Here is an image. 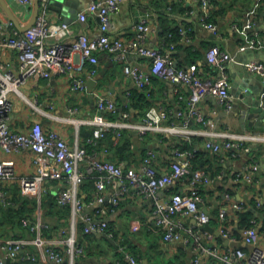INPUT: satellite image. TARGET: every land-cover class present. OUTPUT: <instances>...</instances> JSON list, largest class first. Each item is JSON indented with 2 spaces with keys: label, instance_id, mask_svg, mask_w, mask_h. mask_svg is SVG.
Returning <instances> with one entry per match:
<instances>
[{
  "label": "crops",
  "instance_id": "obj_1",
  "mask_svg": "<svg viewBox=\"0 0 264 264\" xmlns=\"http://www.w3.org/2000/svg\"><path fill=\"white\" fill-rule=\"evenodd\" d=\"M4 1L8 9L0 1V20L11 18L7 11L9 10L21 25L26 26L32 21L35 0L30 7L15 0ZM89 3L90 0L49 1L48 18L54 22L67 21L73 29V33L66 37L67 41H73L81 32H86L89 36H95L99 32L100 21L97 15L88 12L86 20L79 18V13L87 11ZM217 4V9L222 11L215 15V33L203 23L202 5L195 0H120L118 9L112 15L110 33L112 37L125 42L128 48L126 56L120 58L115 53H98L97 71L92 76L88 74L93 64L85 62L82 69L75 66L70 74L85 75L84 91L72 90L71 77L67 74H57L50 79H27L21 85L20 93L12 92L15 107L10 126L12 130H26L34 122L40 121L45 128L60 131L72 146H84L88 148L89 153L122 163L125 167L140 166L147 151L153 149L157 152L154 165L158 173L171 170V163L176 159L175 143L183 140L190 132L192 137H195L194 142L204 151L197 157V167L204 166L213 173H224L222 179L200 188L203 196L200 208L211 216V225L218 229L221 223L219 211L222 207H227V225L234 232L238 231L235 241L217 239L224 251L231 247H250L243 240L244 227L239 226L237 210H249L253 213V220L257 221L264 241V192L261 185L264 177V153L256 160L258 165L254 168L249 166L253 163L250 161L252 156L245 150H240L234 155L225 147L220 151L206 149L203 142L209 133L187 111L190 95V87L187 84L153 76L148 89L140 90L136 80L125 72L126 65L138 67L146 73L150 72L152 60L141 55L136 47L129 45L136 39L135 24L143 18L148 19L154 30L137 39L140 45L151 46L171 55L179 67H187L192 62H197L205 78L219 74L218 70L205 60L208 48L214 43L219 44L233 56L228 64V74L236 99L234 110L229 115L223 114L216 97L209 95L203 100V111L215 122V126L208 128L218 132L214 139L220 142L232 137L234 140L243 139L248 145L252 143L263 146L264 149L263 74L243 68L245 61L251 58L249 55H253L248 50L264 52V0H217ZM181 29L187 31L183 34ZM172 30L178 31L177 36L171 34ZM198 53L202 54V57H196ZM0 60L7 68L19 70V59L15 50L2 49ZM255 60L258 58L255 57ZM91 80L94 82L91 83ZM136 92L142 96H134ZM103 98L113 99L117 110L100 109L98 102ZM128 102L130 116L124 118L123 106ZM153 105L166 108L169 112V117L163 121L160 129L141 132L135 126H120L123 121L142 124L146 112ZM179 111L183 112L182 115H178ZM183 119L189 120V130L179 127ZM92 120L112 122L107 128V135L100 139L99 146L94 143L99 125ZM173 122L178 128L176 132L169 128ZM119 127H122L123 137L119 144H115L113 140ZM191 147L193 145L190 144L187 148L192 149ZM3 156L5 159L14 160L16 172L14 179L3 182L10 204L17 208L22 200H25L29 207L28 214H31L28 218L32 219L31 221L41 218L49 225L43 232L44 238L60 240L70 236L73 227L76 228L77 240L85 245V252L75 259L74 264H130L128 253L137 256L139 264H194L192 260L198 255L195 246L184 245L181 241H166L157 228L154 213L156 198L167 200L176 191H189L190 177L173 181L161 189L156 197L142 195L137 189L131 188L120 206L108 217L110 232L86 234L81 221L78 219L74 223L72 212L62 207L65 206L60 202V191L65 184L63 180L45 179L42 181L40 196L25 195L21 192L20 179L35 172L33 152L30 149H21L3 152ZM245 172L257 181L246 180ZM239 174L241 178L236 180ZM92 177L95 175L89 174L79 189L80 196L86 203H90L96 196L97 181L89 180ZM118 187L119 181H108L106 192L110 194ZM43 198L46 207L43 206ZM238 202L243 205L240 209L234 207ZM95 206L96 204H91L88 210L92 211ZM184 222L193 226L196 219L193 216L186 217ZM35 236L36 233L28 225L10 222L5 217L0 221V239L31 240ZM37 250L34 243L27 241L18 256L7 259L5 264H40V261L26 256L30 252L37 253ZM66 264H71L69 257H66ZM202 264L221 263L215 257L205 256Z\"/></svg>",
  "mask_w": 264,
  "mask_h": 264
},
{
  "label": "built area",
  "instance_id": "obj_2",
  "mask_svg": "<svg viewBox=\"0 0 264 264\" xmlns=\"http://www.w3.org/2000/svg\"><path fill=\"white\" fill-rule=\"evenodd\" d=\"M15 1L26 7L34 4V0ZM49 1L40 0L38 16L33 25L26 30L19 29L11 19L0 20V52L2 49L15 50L19 59L18 71L7 68L0 60V219L2 208L10 204L3 182L16 177L14 160L5 159L3 152L21 149H30L33 152L35 172L31 176H22L20 179L21 192L25 195L40 196L42 181L45 179L63 180L65 184L60 191V202L70 206L74 223L79 219L86 234L107 230L110 213L120 206L122 199L131 188L137 189L142 195L156 197L161 189L173 181L190 176L189 191H176L167 200L156 198L154 212L156 225L162 232L163 238L166 241H181L184 245L193 244L198 252L192 260L194 264H202L205 256L215 257L221 264H264V241L257 225L243 229V240L250 246L248 249L231 247L223 251L220 248L217 240L219 236L222 239L236 240L235 232L227 225V207H222L219 211L221 223L218 234L201 229L202 225L211 223V216L200 208V203L203 202L200 188L222 179L224 173H213L206 167H193L192 159L197 146L192 149L185 146L192 144L190 132L184 136L182 143L175 145L176 159L171 163V170L158 173L154 165L157 152L153 149L147 151L140 166L125 167L122 163L89 153L88 148L84 146H72L60 131L47 129L40 121L34 122L26 130L11 129L10 119L15 107L12 92L20 93V87L27 79H50L57 74H67L71 77V89L84 91L86 89L85 75L71 76L70 74L75 66H80L79 69H82L85 62L93 64L88 74L92 76L97 71L98 53L110 52L124 58L128 51L125 42L120 38L112 37L110 33L112 15L118 9L120 0H90L87 11H81L79 18L86 20L88 12L97 15L100 21L99 32L95 36L81 32L73 41L66 40V37L73 33L67 21L54 22L48 18ZM195 1L199 2L205 11L202 17L203 23L216 33L217 25L204 20L210 7V0ZM134 27L137 32L136 39H133L129 45L136 47L141 55L152 60L148 73L138 67L125 66V72L136 80L138 88L147 90L153 76L187 84L190 87L187 111L209 133L204 147L214 151H220L222 147H225L232 149L234 155H237L240 150L250 151L251 147L243 139L234 140L231 137L223 142L215 140L214 135L218 132L208 128L215 126V122L205 114L201 106L203 100L212 95L218 99L224 115H229L234 110L236 97L231 90L233 84L228 74V64L233 58L232 53L219 44L211 45L206 52V58L219 74L216 77L205 78L197 62H192L187 67H179L171 55L157 48L139 44L137 39L143 37L146 32L154 30L147 18L140 19ZM186 31L187 29H181L183 34ZM245 66L248 71L264 75L262 60L249 61ZM180 97L184 98L182 95ZM98 107L109 111L117 110V104L111 98L101 99ZM124 107L123 116L129 118V102L124 104ZM182 113L179 111L178 115ZM168 117L169 112L166 108L153 105L146 112L145 121L142 124L123 121L120 126H135L141 132H146L150 129H160L163 121ZM92 122L99 125L98 136L94 139V143L99 146L100 139L107 135V128L112 125V122L109 120H92ZM179 127L189 130L187 129L189 120L183 119ZM169 128L174 132L178 130L174 122ZM122 137V127H119L113 142L119 144ZM252 161V165L249 166L256 168L258 163L256 160L252 159ZM89 174H94L97 179L96 196L90 203H86L80 196L79 189ZM245 176L248 181H257H254V177L247 172ZM240 178L239 174L236 180ZM108 181H119L120 187L108 194L106 192ZM241 203H235L234 207L240 209ZM91 204L96 206L89 211L88 207ZM192 216L196 219V224L187 225L184 218ZM23 224L30 226L36 236L31 240L0 239V264H5L7 259L17 257L27 241L34 243L38 250L37 253L30 252L26 256L34 261H40V264H66V257H69L71 264H74L75 259L85 252V245L77 240L74 227L70 236L53 240L43 236L44 230L49 227L43 219L35 218L31 221L25 217ZM127 256L130 264H139L137 256L130 253Z\"/></svg>",
  "mask_w": 264,
  "mask_h": 264
},
{
  "label": "trees",
  "instance_id": "obj_3",
  "mask_svg": "<svg viewBox=\"0 0 264 264\" xmlns=\"http://www.w3.org/2000/svg\"><path fill=\"white\" fill-rule=\"evenodd\" d=\"M175 4V3H174ZM200 4V3H199ZM174 6V5H173ZM218 4H217V0H210V7H209V9H208V13H207V15L204 17V20H206V22H211V23H214L215 21H216V17H215V15L216 14H218L219 12H221L222 10L221 9H217L218 8ZM203 9V8H202ZM201 15H205V11H204V9L203 10H201ZM202 16V17H203ZM189 29V28H188ZM180 31V30H179ZM171 34H173L174 36H177V34H178V31H173L172 30V33ZM215 44V43H214ZM213 45V44H212ZM196 57H202V54H197V56ZM194 58V57H193ZM135 95H139V97H141L142 95H140V93H138V92H136L135 94H134V96ZM148 97V96H147ZM131 99L133 100V95H132V97H131ZM123 108L125 109V107L123 106ZM122 133H123V131H122ZM182 141L183 140H181V141H177L176 143H175V145H177V144H180V143H182ZM195 141V137H192V139H191V142H192V144L191 145H193V147L194 146H197V143L196 142H194ZM205 142V141H204ZM203 142V143H204ZM186 147H189L190 146V144H186L185 145ZM249 146L251 147V150L250 151H248L247 153L250 155V157L252 156V158H251V160L250 161H252V159L253 160H258V158H260L261 157V154L262 153H264V149H263V146H260V145H253L252 143H249ZM95 147V146H94ZM193 147H191V148H193ZM231 153L233 152V150L232 149H228ZM203 150H202V147H200V146H197V149H196V151H195V155H194V157H193V159H192V164H193V167L194 168H197V166H198V164H197V157H198V155L201 153V154H203ZM200 154V155H201ZM199 158V157H198ZM207 161H209V160H207ZM200 167H204V166H200ZM190 177V176H189ZM96 180L97 181V179L95 178V177H92V179L90 178L89 180ZM84 184V183H83ZM83 184H82V186H83ZM201 189H202V187H201ZM43 206L44 207H46V201H45V198H43ZM253 204H256L255 202H253ZM262 204V203H261ZM60 205V204H59ZM63 205H65V204H63ZM61 206V205H60ZM243 206V205H242ZM256 207H258L257 205H255ZM62 207H64V208H66L69 212L71 211V208H70V206L69 205H65V206H62ZM260 207V206H259ZM28 206L26 205V203H25V200H22V202L20 203V205H19V207H17V208H14L13 206H12V203L11 204H9L7 207H3L2 208V217H1V219H0V221L3 219V217H5L6 218V220H9L10 222L11 221H15V222H19V224H21V225H23V218H25V217H31V214H28ZM237 214H238V221H239V226L240 227H247V226H252V225H257V221H255V220H253L254 219V216H253V213L251 212V211H249V210H247V211H242V210H237ZM5 220V219H4ZM32 220V219H31ZM82 223V222H81ZM82 227H83V224H82ZM46 230V229H45ZM106 232H110V229H109V227L107 228V230H106ZM235 234H238V231L237 230H235ZM219 238V241H221V237L219 236L218 237Z\"/></svg>",
  "mask_w": 264,
  "mask_h": 264
},
{
  "label": "water",
  "instance_id": "obj_4",
  "mask_svg": "<svg viewBox=\"0 0 264 264\" xmlns=\"http://www.w3.org/2000/svg\"><path fill=\"white\" fill-rule=\"evenodd\" d=\"M1 3L7 8L6 6V3L4 0H0ZM8 9V8H7ZM39 9H40V0H35V11H34V15H33V19L32 21L28 24V25H21L20 22L16 19V17L11 13V11L7 10L9 12V15H10V19L14 21L15 25L21 29V30H26L27 28H29L30 26L33 25V23L35 22L37 16H38V13H39ZM248 52H250V54H253V55H249L251 58H248L246 61H245V64H244V70H246V63L249 62V61H252V60H255V57L258 58V60H262L264 61V52H254V51H251V50H248ZM205 60L207 61V58L205 57ZM177 64V63H176ZM261 78L264 79V76L261 75ZM93 83L94 80H91ZM262 190L264 192V177L262 178ZM201 229L202 230H207L209 232H213L215 234H218L219 233V230L218 229H215L211 223H206L204 225L201 226Z\"/></svg>",
  "mask_w": 264,
  "mask_h": 264
},
{
  "label": "bare ground",
  "instance_id": "obj_5",
  "mask_svg": "<svg viewBox=\"0 0 264 264\" xmlns=\"http://www.w3.org/2000/svg\"><path fill=\"white\" fill-rule=\"evenodd\" d=\"M246 245V244H245Z\"/></svg>",
  "mask_w": 264,
  "mask_h": 264
}]
</instances>
